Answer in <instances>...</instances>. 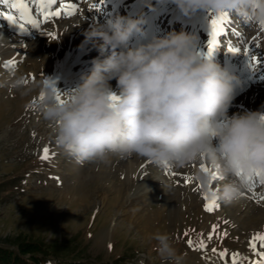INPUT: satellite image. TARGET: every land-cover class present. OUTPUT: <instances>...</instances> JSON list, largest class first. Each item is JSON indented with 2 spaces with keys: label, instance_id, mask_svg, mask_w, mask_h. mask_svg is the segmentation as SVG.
Instances as JSON below:
<instances>
[{
  "label": "rangeland",
  "instance_id": "rangeland-1",
  "mask_svg": "<svg viewBox=\"0 0 264 264\" xmlns=\"http://www.w3.org/2000/svg\"><path fill=\"white\" fill-rule=\"evenodd\" d=\"M152 2H155L153 10L138 13L135 19L150 21L155 28L154 37L184 31L196 38L200 52H203L200 48H207L210 19L214 15L198 11L178 18L171 8L164 9L169 6L168 0ZM132 3L139 5L138 11L144 7L142 0H127L124 4ZM87 8L88 5H82L74 19L57 23L42 37L33 36L25 44L7 35L0 38L12 46L25 45L18 51L20 59L13 68L6 69L0 62V80L22 75L33 89L29 95H22L11 86L0 87V245L9 244L17 236L28 241L51 242L63 250L50 254L48 264L66 260L88 264H164L155 250L156 241L151 237L166 233L184 256L182 264L185 261L196 264L198 256L214 254L213 248L227 249L228 254L224 260L214 254L217 258L212 264H231V255L236 252L246 258L244 264L257 260L250 250L249 240L264 229V201L257 203L250 198L254 193L250 194L248 189L244 192L247 195L231 203H224L217 197L220 208L209 213L204 210L203 192L193 168L198 161L183 167L162 166L177 175L165 177L159 187H155L157 176L154 175L160 174L161 166L150 160L132 155L112 157L107 163H78L55 143L51 128L39 111L40 89L45 81L53 82L49 85L56 87L62 98L67 99L68 92L82 81L60 83L61 68L55 69L56 77L45 73L51 64L57 66L61 55L59 42L47 33H55L57 29L74 32L78 24L89 21ZM124 10L122 6L116 14L127 17ZM87 27L88 31L92 30ZM221 36L222 39L217 37V53L228 54V47L223 49L221 43L231 48L235 46L241 50L240 60L249 63L252 60L245 50L254 51L260 61L256 75L262 73L264 76V29L229 15ZM96 42L102 43L98 39ZM109 83L117 87L115 79ZM33 101H36L34 105ZM257 110L264 112V78L236 98L228 115ZM45 147L50 149V155L49 159L42 160ZM138 166L143 173L139 174ZM127 167L129 171L126 172ZM184 177L190 178L187 184ZM226 182V178L215 179L213 192ZM148 183H152L151 189L136 193ZM259 187L264 188V185ZM260 191L259 195L255 194L257 197ZM213 224L218 228L209 241L207 236ZM185 231H188L187 237L183 236ZM225 231L227 236L222 235ZM201 234L207 248H190L187 239L198 243Z\"/></svg>",
  "mask_w": 264,
  "mask_h": 264
},
{
  "label": "clouds",
  "instance_id": "clouds-1",
  "mask_svg": "<svg viewBox=\"0 0 264 264\" xmlns=\"http://www.w3.org/2000/svg\"><path fill=\"white\" fill-rule=\"evenodd\" d=\"M171 2L185 16L227 13L264 27V0ZM143 24V18L117 16L87 32V40L102 41V59L92 62L90 74L63 102L56 87H41L38 107L55 143L78 163L136 155L183 167L204 159L214 171L200 172L198 182L207 189L217 175L224 177L215 196L224 203L240 199L253 179H264V112L228 115L233 77L210 57L201 58L196 38L184 31L132 47ZM113 79L118 92L109 83ZM5 86L22 95L33 91L22 75L0 80ZM151 239L164 264H182L184 256L168 234Z\"/></svg>",
  "mask_w": 264,
  "mask_h": 264
},
{
  "label": "snow or ice",
  "instance_id": "snow-or-ice-1",
  "mask_svg": "<svg viewBox=\"0 0 264 264\" xmlns=\"http://www.w3.org/2000/svg\"><path fill=\"white\" fill-rule=\"evenodd\" d=\"M0 5H7L11 9L17 10L19 13V16H14L12 14L0 12V17H2L4 20L10 21L13 26H15L19 31L26 33V25H31L33 28H39L40 24L42 23L41 20L35 18L32 16V6L35 5L37 8V12L39 15H42L44 20H48L50 17L55 18L59 17L62 13L73 15L78 9V5L75 2L66 3L65 0H0ZM53 5H56L57 7L53 10ZM229 19V14L227 13H220L214 15L210 19V28H209V39L207 42V49H208V56H211L213 51L217 48L218 40L217 37H220L222 39L221 33L224 30V25ZM261 29H264V27H260ZM48 36L52 37L53 39L56 38L55 33H47ZM229 52L232 53H238L241 50L239 48H229ZM246 55H250L247 50H245ZM251 60L254 63H260L258 57L255 55L250 56ZM9 65L13 64L12 60H9L7 62ZM53 82L45 81L46 85H49ZM57 91V90H56ZM39 100H43V94L39 96ZM57 100L60 102H63L62 93L57 91ZM33 105L36 103V101L32 102ZM264 118V117H262ZM50 155V149L48 147H45L43 149V153L41 156L42 160L49 159ZM143 168V165L141 166ZM199 168L202 172L209 173L212 172L210 167L206 163H200ZM173 176H176L177 173L173 172L171 173ZM213 175H215L213 173ZM259 176V174H257ZM189 177H184V183L187 184L189 182ZM215 179H224V177H215ZM179 183V181H177ZM258 183L260 185H264V179H258ZM257 180L253 179L248 187V192H253V189L256 187ZM199 188H204L203 185H198ZM214 185L212 183L209 184L207 191L203 193V200L204 203V210L206 212H213L214 210H217L220 208V204L218 203V199L215 196V192L212 191V188ZM196 190V189H194ZM246 195V193H242V196ZM254 200H256L257 203L260 201H264V195H260L257 197L255 194L250 197ZM225 224L228 223V221H224ZM218 228V225L213 224L212 230L209 232L207 236V240H212L213 235L216 233V230ZM192 231H195L192 229ZM223 236H227L228 233L225 231L222 234ZM183 236H188V231H185L183 233ZM201 239L198 243H194V241L189 238L187 239V244L190 248H193L194 250H204L207 248V244L205 240L203 239V234H201ZM264 249V232H257L254 233L249 240V247L250 250L253 252L254 255L258 257L257 260L250 261L249 264H264V250H258ZM111 247V246H110ZM212 252L214 254H217L222 260H224L227 257V249L223 251H218L216 248L212 249ZM246 258H241L240 254L238 252L232 253L231 255V264H244V260Z\"/></svg>",
  "mask_w": 264,
  "mask_h": 264
},
{
  "label": "bare ground",
  "instance_id": "bare-ground-1",
  "mask_svg": "<svg viewBox=\"0 0 264 264\" xmlns=\"http://www.w3.org/2000/svg\"><path fill=\"white\" fill-rule=\"evenodd\" d=\"M66 1H69V0H66ZM110 1L113 3L115 0H110ZM116 1H120L121 2L122 0H116ZM152 1L153 0H143L145 9L141 13H143L144 11H148L149 12V11L153 10L155 2H152ZM168 2H169V6L164 7V9H170L171 8V10L175 11V15H177L178 18H180L182 16H185L177 9L176 5L174 3H172L171 0H168ZM132 4L129 5V8H128L127 11H131L132 6H133ZM166 5H167V3H166ZM133 17L130 16V18H133ZM0 26L1 27H4V26L8 27L3 22H0ZM8 28L12 32H14L12 28H10V27H8ZM87 32H89V31L87 30L85 24H80V25L78 24V26L74 28V32H66L63 29H57L56 32H55L56 33V39H57V41L59 42V44L61 46L60 47L61 55H60L59 59H60V61H63V63H64V73H66L67 75H71L72 79L76 80V81H78L77 79H81V77L84 76L85 73H88L92 69V66H93L92 62L95 59L101 58L100 54H99V51H98V45L99 44H97L95 42V40H92V41L87 40L86 36H85V34ZM1 35H2V37H1ZM0 38H5V36H3V34H1V32H0ZM16 38L18 40H21V39L24 40V38H18V37H16ZM140 40H141L142 43H147V42L150 41V39H144V38H141ZM140 40L137 39V42H139ZM197 51L199 52L200 56H203L205 54L207 55V51L200 52L199 49H197ZM250 55H254V51L251 52ZM9 60L13 61V64H11V65H14L15 63H17L19 61V56L17 54V48L9 45L8 41L6 43H4L0 39V62H3L4 65H7L8 64L7 62ZM259 66H260V64H256V68H258ZM229 67L230 66L228 64L225 65V69H227ZM55 68H56L55 64L54 65L51 64L44 71L48 75V74H51V73L55 72ZM260 76H261V74L255 75L254 80H257V78L260 77ZM112 89H113L114 92H118V88L117 87H114ZM255 112H258V110L255 111ZM201 163H206L210 167V165H209L207 160L201 159ZM135 167H137V166L135 165ZM125 169H126V172L129 171V167H127ZM210 169L212 171H214V169H212L211 167H210ZM138 170H139V174L143 173V169L141 167L139 168V166H138ZM131 172H132V170H131ZM194 172L196 174L195 176L197 177L198 174L200 172H202V171L200 170V168H198V165H197L196 167H194ZM151 184L152 183H148L147 187H144V188L140 189V191L138 190L136 193L144 192L147 189H151V187L149 186ZM154 184H155V187H156V183H154ZM212 184H214V180H213ZM214 188H215V186L212 188V191H213ZM201 191L204 193L205 191H207V189L201 188ZM164 199H165V196H163V200ZM164 201H166V200H164ZM262 228H264V227H262ZM261 232H264V229H262ZM215 258H217V257L214 254H210L207 257H205V255L204 256L203 255L202 256H198L197 259H196V264H210V263L212 264V263L216 262ZM184 264H192V263H188L187 261H185ZM193 264H195V263H193Z\"/></svg>",
  "mask_w": 264,
  "mask_h": 264
},
{
  "label": "trees",
  "instance_id": "trees-1",
  "mask_svg": "<svg viewBox=\"0 0 264 264\" xmlns=\"http://www.w3.org/2000/svg\"><path fill=\"white\" fill-rule=\"evenodd\" d=\"M51 242L28 241L17 236L9 244L0 245V264H48L50 254L63 250ZM78 261V260H77ZM75 260L60 261L58 264H83Z\"/></svg>",
  "mask_w": 264,
  "mask_h": 264
}]
</instances>
